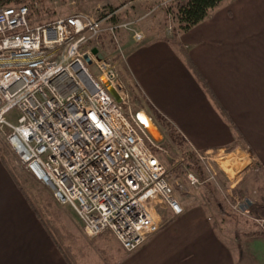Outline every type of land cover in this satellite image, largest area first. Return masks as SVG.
<instances>
[{"label": "built area", "instance_id": "2783aa9c", "mask_svg": "<svg viewBox=\"0 0 264 264\" xmlns=\"http://www.w3.org/2000/svg\"><path fill=\"white\" fill-rule=\"evenodd\" d=\"M30 13L28 5L0 8V139L31 178L73 210L88 238L109 232L133 252L160 230L158 205L175 216L185 212L161 158L162 138L151 130H159L154 117L133 109L115 60L92 53L93 44L106 35L117 40V28L132 30L133 22L106 26L111 15L75 14L33 26ZM14 110L16 124L7 118ZM195 152L210 176L189 171V182L215 180L212 153ZM234 200V210L250 217L252 200ZM256 221L264 232V219Z\"/></svg>", "mask_w": 264, "mask_h": 264}, {"label": "crops", "instance_id": "0c3cea01", "mask_svg": "<svg viewBox=\"0 0 264 264\" xmlns=\"http://www.w3.org/2000/svg\"><path fill=\"white\" fill-rule=\"evenodd\" d=\"M177 40L180 49L163 39L138 42L116 62L120 77L194 150L248 159L238 179L261 177L264 194V0L224 1ZM165 208L168 221L133 252H113L112 240L121 246L109 232L98 237L106 254L98 264H264V232L251 220L226 230L207 206L180 216ZM0 264H71L1 158Z\"/></svg>", "mask_w": 264, "mask_h": 264}, {"label": "rangeland", "instance_id": "374dc122", "mask_svg": "<svg viewBox=\"0 0 264 264\" xmlns=\"http://www.w3.org/2000/svg\"><path fill=\"white\" fill-rule=\"evenodd\" d=\"M186 1L187 0H26L25 4L30 8L31 13L29 22L33 26L45 24L60 18H66L75 14H86L98 18L111 15V17L106 20V26L133 22V25H131L132 30L117 28V40H114L110 35H106V37L104 36L99 42H96L92 46L97 48L104 57L115 60L119 55V50L129 54V48L133 49L141 44L135 40V32L143 34V42L157 37L172 39L178 27L175 17L176 10L179 5ZM224 1L230 2V0ZM116 67L119 72V65H116ZM90 68L92 71H96L94 65L90 66ZM121 78L125 82V79L123 77ZM125 84L131 96L133 109H145L154 117L153 111L146 100L136 90V86L130 84V82H128V84L125 82ZM19 116L20 113L14 110L8 114L7 118L16 124ZM158 128V132L155 129H153V131L157 139L162 138L161 143L165 148V153L161 158L168 169L169 181L174 188L175 195L182 203L185 210L187 208L207 206L208 210L211 211L212 217L215 216L214 220H217V226L220 228L223 225V228H226V230L234 228L236 224L240 222V219H244V217L251 220V222L256 224L259 228V224L256 220L264 219V212L259 211V213L257 212L254 214L252 208L257 203L264 206V194L260 192L262 178L249 173L248 179L247 175L242 181L238 179L241 174L244 175L243 171H246L248 168V159H225L223 157H226V154H223L222 157L217 156V153L213 152L211 154L213 156L211 164L214 168L215 180L211 179L205 183L194 186L187 179V173L191 170L185 160L187 158L186 155L195 150L189 146L188 143L181 145L179 141L176 142L172 140L165 127H160L158 125ZM1 139L0 146L3 151L2 153L0 152V158L2 162L6 163L10 172L14 174L17 185L24 192L32 210L38 218L39 215L37 214L36 206L33 204L43 209L46 218L49 216L50 219L57 223L60 230L59 232H61V235H64L63 237L65 238V240H63V245H65V247L63 246L64 248H60L64 252L67 260L71 264H76L75 258L82 257L81 261L85 264L86 260L84 259V254L87 255L88 257L86 256V258H89L91 261L88 264H98V261L100 262L105 259L106 254L101 250L103 245L101 246V244L97 243V238H88L83 233L81 224L73 210L69 207L60 205L54 199L50 188L31 178L20 162L6 152L3 139ZM3 153H5V156H8L3 157ZM201 165H203V163H201ZM225 171L231 178L230 180L226 177ZM206 173L208 172H205V177L207 178L210 175L208 174L207 176ZM251 178H255V180L253 179L255 181L254 184L252 183L253 185L249 182ZM235 182H237V186L232 187V185H236ZM248 187H251L249 192L245 191ZM230 190L233 196L229 194ZM235 198H250L252 200L253 205L250 208L251 213L249 214L251 218L234 210L233 205L235 200L233 202V199ZM256 200H258V202ZM47 204H50L48 205L49 208ZM165 209L166 208L163 206H157L162 224L166 223L168 221L166 219L170 216V213ZM39 220L42 221L41 218H39ZM219 220H221V222ZM46 230L52 238L55 236L56 238H60V234H56L54 231L50 232L47 228ZM60 243L62 242L59 241V244ZM109 248L116 254H120L121 247H119L116 241L112 240L109 244Z\"/></svg>", "mask_w": 264, "mask_h": 264}, {"label": "trees", "instance_id": "16d2710c", "mask_svg": "<svg viewBox=\"0 0 264 264\" xmlns=\"http://www.w3.org/2000/svg\"><path fill=\"white\" fill-rule=\"evenodd\" d=\"M26 0H0V8L8 7L15 5L21 6L26 5ZM224 0H187L185 3L178 6L176 10L175 17L177 19L178 27L176 28V32L172 39L165 38V37H157L156 39H163L167 42H173L180 49V45L178 44V35L179 33H185L194 28L195 26L199 25L200 23L204 22L216 9H218L222 4ZM33 4V3H32ZM30 19V17H29ZM141 42V41H139ZM120 59V56L118 55L115 58V61L117 62ZM154 118L158 125L160 127H165L167 129V133L169 134L170 138L174 141H179L181 145H185L186 141L184 138L179 134V132L176 130V128L171 124L170 121H168L167 118H165L159 111L152 108ZM2 149H0V152L2 153ZM2 155V154H1ZM5 156V153H3V157ZM8 156V155H7ZM5 156V157H7ZM187 158L185 161H187V165L189 169L194 172L201 180L206 179L205 170L203 165H201L200 160L198 158V155L195 151H192L188 153ZM6 164V163H5ZM14 176V174H12ZM15 177V176H14ZM36 206L37 214L39 215V218L42 219L43 224L45 227L51 232H55L56 234H60V238L54 237L56 243L59 245V247H65L63 245V240L65 238L61 235L62 233L59 232V228L57 223L50 219L49 216L46 218L44 215L43 209L41 207L39 208L38 205L33 204ZM50 204H47V207L49 208ZM253 213H259V211L264 212V206L261 204H255V206L252 208ZM264 214V213H263ZM58 228V229H57ZM59 241L62 242L59 244ZM63 247V248H64Z\"/></svg>", "mask_w": 264, "mask_h": 264}, {"label": "water", "instance_id": "95a60500", "mask_svg": "<svg viewBox=\"0 0 264 264\" xmlns=\"http://www.w3.org/2000/svg\"><path fill=\"white\" fill-rule=\"evenodd\" d=\"M92 53L95 54V55H98L97 57H98L99 60L102 59V55L98 54L99 51H98L97 48H94V49L92 50ZM86 60L88 61V63H91V60H90V57H89V56H86ZM111 92H112L113 95L116 97V99H117L118 101H120V98H119V96L117 95L116 91H115V90H111Z\"/></svg>", "mask_w": 264, "mask_h": 264}, {"label": "bare ground", "instance_id": "6f19581e", "mask_svg": "<svg viewBox=\"0 0 264 264\" xmlns=\"http://www.w3.org/2000/svg\"><path fill=\"white\" fill-rule=\"evenodd\" d=\"M153 129H155V127L152 126L151 130L153 132V134L155 135V132L153 131ZM158 134V133H157Z\"/></svg>", "mask_w": 264, "mask_h": 264}]
</instances>
